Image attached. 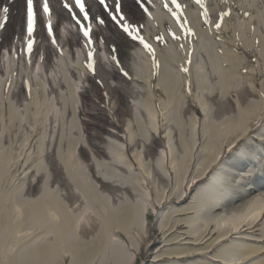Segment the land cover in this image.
<instances>
[{
    "label": "bare ground",
    "instance_id": "obj_1",
    "mask_svg": "<svg viewBox=\"0 0 264 264\" xmlns=\"http://www.w3.org/2000/svg\"><path fill=\"white\" fill-rule=\"evenodd\" d=\"M5 1L6 0H0V6L4 4ZM126 10L129 12L131 19H137L138 13L136 10H134L133 6L126 5ZM132 11H134L135 13L133 14ZM17 20L18 18L13 16L11 24L5 30L6 38H9L10 34L15 31V28L18 24ZM105 35L109 38L115 39V41L118 43H122V47H120L118 52L122 55V57H125L126 51L123 46L128 47V42H126L123 37L121 38V36H117V34L115 33L108 34V32H105ZM247 67L248 70L253 72V70L250 69L249 66ZM100 79L103 83H106L105 76L100 77ZM255 79L257 80L253 82L252 87L255 88L260 86L262 89H264V77L260 76ZM91 86L94 88L93 92L95 93V95H93L92 100L88 96L87 98H85V101L88 102L89 106H92V112L87 115L89 110L87 108H83V117L94 120V123L97 124L99 128L96 126L91 127V125H89L88 123L84 125V128H86L87 130L89 129V131L94 132V134L96 135L95 137H90L88 140V143L94 148L95 154L99 155L100 157L101 155L105 157L106 154L104 144L106 138L114 136L118 141L123 140L120 136L112 134V131L117 132L118 134L120 133L119 130H121V125L118 118L122 115V111L117 110V106L114 105V103H112L111 107H106V102H104L102 99V96H104V92L106 90L101 92L100 88L94 83H91ZM109 90L111 96L115 94L114 96L121 102L122 105L119 104V107L126 108L125 101L123 104V100L121 99L123 96L121 94H123V92H118L122 91V88ZM261 99H263L262 103H258L255 106L256 108L260 109V111H257V114L260 112L261 113L259 114V116L257 115L254 117L252 122L253 126L250 125L248 131L246 132L245 138L249 140L250 144L253 143L251 142V140L256 137L258 141H262L261 135L264 134V132L261 131L264 128V96ZM97 101H100V104L96 105ZM103 104L106 108L102 107ZM241 113L242 108L237 110H228L225 113L224 117L226 120H231L233 118H236ZM125 137H127V133L125 134ZM163 137L164 132L161 128L160 131L153 136L152 144L154 145L151 148H148L147 155H151L154 152L156 145ZM109 141H112V138H110ZM137 144H139L140 149H142L141 141H137ZM224 155L225 154H222V156ZM86 156L87 153L86 155H84V158H87ZM138 159L139 155L134 154L133 160L138 161ZM220 160L221 155L217 154L216 160H213L211 162L210 167L213 166L217 161V163L213 167L215 168L219 164ZM101 162L109 163L107 160H102ZM87 163L89 165L90 162L87 161ZM147 165L150 168L154 167L156 165V161L148 160ZM121 166L122 165H120V167ZM134 166H136V164L132 163L131 167ZM138 167L142 170V172L138 173L140 174L138 176L143 177V188L148 192H152V186L154 185L152 181H149L148 175H174V161L167 164L165 170L161 173H158L154 170L153 173L149 172L147 175H142V173H147L145 166H143L142 164H138ZM107 170L114 171L117 174L118 168L111 166ZM249 170H251V168L246 171L242 170V172L248 173ZM202 171L197 177H195L188 183L183 196H175L174 193L176 189H173V191L170 190V192H168L167 190L168 195H165L166 190H164V194L157 200V204L153 207L152 215L154 220H150L148 222L147 228H144L140 233H136L138 240L136 243L135 250L137 249V251H135V254L138 261L135 264H165L168 262H175L176 260L183 262L189 261L190 263L202 260L204 262H207V264L219 262L220 258L218 257V255H216L215 249L220 243L221 246L225 247L228 244V242H226L227 238H224L220 242H215L214 229L212 228L211 223H207L205 227L201 229L202 234L200 235L194 236V234H192L189 229L190 222L198 216V214L191 208L196 201V195L194 192L198 186L205 182L207 178L206 172L209 171V166L206 168L204 173H202ZM158 178L160 179L159 176ZM233 179L235 184L240 181L239 178ZM100 180L104 184L103 187L110 189V194L117 200V202L122 203L128 197L131 198V194L129 193V188L126 182H110V180L105 177L100 178ZM139 183H141V180H139ZM61 191L62 194H64L68 199H71L73 192H71L70 196V189L63 188ZM254 197H256V195H254L252 198L254 199ZM246 198L247 196H243L241 198L242 207L245 206L244 201ZM187 200L189 201L186 203ZM83 204L84 203L81 199H76L75 202L71 204V206L73 207V211L81 210ZM219 211L220 210L218 209L216 212ZM161 214L162 216L164 215L167 217V220L168 222H170V224H161V221L159 220ZM220 214L221 213H218L216 217H220ZM258 223V220H256L252 224H245L244 227L237 228L232 233L233 237L231 238V244L244 243L246 246L250 247L254 246L255 243L246 244L244 242V239H253L258 242L263 241V237L255 236L259 232V227L256 226Z\"/></svg>",
    "mask_w": 264,
    "mask_h": 264
},
{
    "label": "snow or ice",
    "instance_id": "obj_2",
    "mask_svg": "<svg viewBox=\"0 0 264 264\" xmlns=\"http://www.w3.org/2000/svg\"><path fill=\"white\" fill-rule=\"evenodd\" d=\"M195 4L199 6L200 9H203L202 15L204 17V23L205 24H214V28L217 32H220L222 29V25L224 24L225 18L230 16V10L228 11H221L219 13L218 21L213 22L209 19V13L208 8L205 3V0H194ZM25 3V11H26V31H27V51L29 54L33 51V34L36 30L37 26V12L35 7V0H24ZM137 3L140 4V0H137ZM123 0H112L111 3L108 2V0H93V4L86 3V0H71V3L69 0H63L62 7L65 9L71 17V20L75 22V25L78 26L79 32L82 33L84 41H85V47L87 50V62H86V68L91 71L93 74H95V67H94V60H93V53L95 49L91 47L93 44V24L103 31V27L106 25L107 21L104 19V16L106 15L109 20L114 22L116 25L119 26L120 29H122L123 33L126 34L128 37L131 38L132 41H138L139 45L143 47L147 51L149 55L153 57L152 65L155 69L158 70L159 64L156 61L155 57V49L152 47V45L148 42H146L143 35L140 34V28L143 27V24L139 21H132L128 18V15L123 12L122 8ZM170 6L168 3L164 4V7L167 8V10L173 15V17L176 19L177 23L181 25L183 32L191 36L193 35V31L191 28L184 27L185 24H187L186 20H181V17L183 16V9L184 5H181L177 2V0H170ZM174 6V7H173ZM93 7H98L99 11L96 14H93ZM140 7L143 8L144 12H148V9L143 6V4H140ZM42 9L44 16L46 18V28H47V34L49 37L52 38L51 42L52 44H56L57 40L54 37V29L52 25V10L49 7V0H43ZM9 12V9L7 7L3 8V13L5 16V20L7 19V14ZM243 15L245 17L249 16L250 14L248 12H244ZM79 17V18H78ZM82 21H90L87 25L82 23ZM3 27V24H0V28ZM255 29L253 28V31ZM100 40V43H104L103 36L98 37ZM176 39H179L178 36H175ZM239 37H237L238 39ZM159 40L163 41V37H158ZM258 43V42H257ZM181 48H183V45H180ZM117 51L116 48L112 49V52L115 53ZM43 59V57H41ZM111 61L115 62L116 66L120 69V71L123 73L124 76H128L129 74L121 67V61L118 60L117 56L113 54L110 57ZM188 63H191V53H188ZM31 61L29 60V64ZM182 71L187 72V68H182ZM246 71V70H245ZM191 93V88L189 87V94ZM29 95H30V88H29ZM261 95L264 96V89L261 90ZM261 139L264 140V134L261 135ZM235 147V145H234ZM243 148L244 146H240ZM237 151L240 152V148H237ZM242 155L249 156L250 153L247 151L243 152ZM255 165H253L252 169L248 171L249 175L255 174ZM260 171L264 173V160L261 161L260 164ZM47 182V181H45ZM235 264H242L241 261L237 260Z\"/></svg>",
    "mask_w": 264,
    "mask_h": 264
}]
</instances>
